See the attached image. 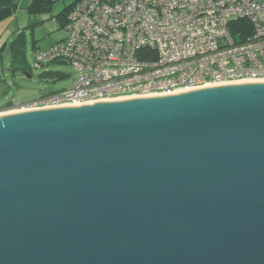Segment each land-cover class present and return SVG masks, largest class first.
I'll use <instances>...</instances> for the list:
<instances>
[{
  "label": "water",
  "instance_id": "1",
  "mask_svg": "<svg viewBox=\"0 0 264 264\" xmlns=\"http://www.w3.org/2000/svg\"><path fill=\"white\" fill-rule=\"evenodd\" d=\"M0 264H264V81L0 111Z\"/></svg>",
  "mask_w": 264,
  "mask_h": 264
},
{
  "label": "built area",
  "instance_id": "2",
  "mask_svg": "<svg viewBox=\"0 0 264 264\" xmlns=\"http://www.w3.org/2000/svg\"><path fill=\"white\" fill-rule=\"evenodd\" d=\"M63 27L33 65L70 63L77 77L19 107L264 79V0H75Z\"/></svg>",
  "mask_w": 264,
  "mask_h": 264
},
{
  "label": "rangeland",
  "instance_id": "3",
  "mask_svg": "<svg viewBox=\"0 0 264 264\" xmlns=\"http://www.w3.org/2000/svg\"><path fill=\"white\" fill-rule=\"evenodd\" d=\"M30 1H15L14 20H8L4 28L0 25V108L30 103L45 94L68 87L77 77V71L70 63L53 61L39 68L33 65L34 47L45 48L66 35L58 15L75 0H51L49 10L32 15L27 9ZM18 31L24 35L27 70L11 69L9 43Z\"/></svg>",
  "mask_w": 264,
  "mask_h": 264
},
{
  "label": "trees",
  "instance_id": "4",
  "mask_svg": "<svg viewBox=\"0 0 264 264\" xmlns=\"http://www.w3.org/2000/svg\"><path fill=\"white\" fill-rule=\"evenodd\" d=\"M51 0H32L31 3L28 5V12L29 14H35L37 12H41L43 10H49L50 9ZM71 6V5H70ZM70 6L66 7L64 12H61L59 16V19L63 21L62 26L64 25L66 21V14L68 10L70 9ZM11 69H22L27 70V63L25 60V40L23 32H20L16 38L11 42ZM11 105H5L2 108H9Z\"/></svg>",
  "mask_w": 264,
  "mask_h": 264
},
{
  "label": "crops",
  "instance_id": "5",
  "mask_svg": "<svg viewBox=\"0 0 264 264\" xmlns=\"http://www.w3.org/2000/svg\"><path fill=\"white\" fill-rule=\"evenodd\" d=\"M15 1H17V0H0V25H2L3 28L6 26L5 23L8 20L13 21L15 18V8H16V4H15L16 2ZM31 1H30V3H31ZM27 8H28V6H27ZM20 32H22V31H18L16 33V35L14 36V38L10 41L9 49L11 46V42L16 38V36ZM3 45H4V47H6V42H4ZM33 45H35V41L33 42ZM49 46H47V47H49ZM47 47H45V48H47ZM34 48L37 49L39 47H34ZM45 48H40V49H45ZM10 54H11V49H10ZM11 63H12V60H11ZM14 107L15 106H10L9 108H14ZM17 107H19V106H17ZM5 109H8V108H0V110H5Z\"/></svg>",
  "mask_w": 264,
  "mask_h": 264
},
{
  "label": "bare ground",
  "instance_id": "6",
  "mask_svg": "<svg viewBox=\"0 0 264 264\" xmlns=\"http://www.w3.org/2000/svg\"><path fill=\"white\" fill-rule=\"evenodd\" d=\"M252 81H264V79H258V80H239V81H228V82H218V83H211V84H207V85H204V86H200V87H205V86H214V85H225V84H236V83H243V82H252ZM197 88V87H195ZM191 89H194V88H185V89H179V90H176L174 92H171V93H159V94H148L146 96H155V95H164V94H174V93H179V92H183V91H187V90H191ZM144 96V95H143ZM132 97H136V96H127V97H119V98H114V99H103V100H100V101H112V100H121V99H127V98H132ZM92 102V101H91ZM85 103H90L89 101L88 102H85ZM80 104H84V103H72V104H63V105H59V106H64V105H80ZM50 107H54V106H50Z\"/></svg>",
  "mask_w": 264,
  "mask_h": 264
}]
</instances>
